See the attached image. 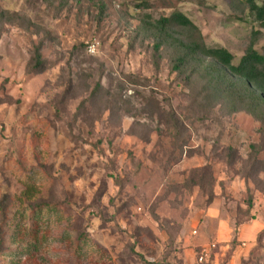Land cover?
Returning a JSON list of instances; mask_svg holds the SVG:
<instances>
[{
    "label": "rangeland",
    "instance_id": "obj_1",
    "mask_svg": "<svg viewBox=\"0 0 264 264\" xmlns=\"http://www.w3.org/2000/svg\"><path fill=\"white\" fill-rule=\"evenodd\" d=\"M143 1L0 0L24 17L0 24V264H182L181 234L214 241L210 208L235 231L230 258L251 201L257 235L241 264H264L263 123L192 112L200 79L187 87L139 26L182 13L236 62L258 31L264 55V28L244 0ZM40 40L47 65L29 74Z\"/></svg>",
    "mask_w": 264,
    "mask_h": 264
},
{
    "label": "trees",
    "instance_id": "obj_2",
    "mask_svg": "<svg viewBox=\"0 0 264 264\" xmlns=\"http://www.w3.org/2000/svg\"><path fill=\"white\" fill-rule=\"evenodd\" d=\"M66 1L64 0L65 3ZM257 1L244 0L241 5L243 10L264 28V0L262 6H259ZM138 7L150 8V5L144 0ZM21 18L24 17L16 12L11 13L7 10L0 12V24L17 26ZM139 31L145 39L152 41L153 55H158L159 59H169L171 73L188 77L187 87L193 78L200 79L196 80V83H200L201 92L199 97L192 99V112L209 113L217 106H221L226 115L245 112L264 125V55L256 49L257 42L263 36L261 32L253 34L245 55L236 62L235 56L229 50L208 47L201 30L182 13H174L172 16H163L159 19H154L151 15L143 16ZM44 44L45 41L40 40L33 47L28 67L29 74L40 73L46 68L47 61L43 58ZM83 47L81 45L79 49ZM101 88V84L98 83L92 96L95 97ZM252 148L255 150V146ZM25 196L32 200L30 192H26ZM40 205L33 204L39 208L47 207L44 204L43 207ZM252 205L253 202H249L244 214L240 213L236 220V232L253 220ZM2 212L3 229H6L9 224L8 212L3 210V207ZM8 231L0 230V243L6 242ZM85 238L86 236L82 235L79 241Z\"/></svg>",
    "mask_w": 264,
    "mask_h": 264
},
{
    "label": "crops",
    "instance_id": "obj_3",
    "mask_svg": "<svg viewBox=\"0 0 264 264\" xmlns=\"http://www.w3.org/2000/svg\"><path fill=\"white\" fill-rule=\"evenodd\" d=\"M213 208V207H212ZM214 224V243L218 244L217 250L214 252V255L211 260V264H241L242 260H247V257L250 256V252L254 248L253 242L257 235L254 231V226L252 224L243 225L238 231V245L232 255L228 258V251L230 245L233 242L235 231L232 228L230 222L221 216V213H212L211 208L209 209L206 218ZM199 220L194 222L192 235H195L194 232L198 234V228H200ZM196 234V235H197ZM183 235V236H182ZM182 236V237H181ZM178 242L182 243L181 248H183V260L182 264H195L196 261V249L200 246L206 244H198L194 239L188 236L186 233L181 234Z\"/></svg>",
    "mask_w": 264,
    "mask_h": 264
},
{
    "label": "built area",
    "instance_id": "obj_4",
    "mask_svg": "<svg viewBox=\"0 0 264 264\" xmlns=\"http://www.w3.org/2000/svg\"><path fill=\"white\" fill-rule=\"evenodd\" d=\"M196 235L197 232H194ZM217 243H209L200 248V251L196 254L195 264H211L214 252L217 250Z\"/></svg>",
    "mask_w": 264,
    "mask_h": 264
}]
</instances>
